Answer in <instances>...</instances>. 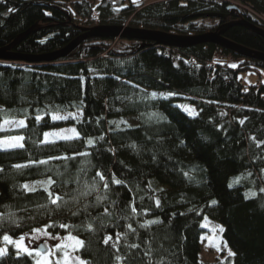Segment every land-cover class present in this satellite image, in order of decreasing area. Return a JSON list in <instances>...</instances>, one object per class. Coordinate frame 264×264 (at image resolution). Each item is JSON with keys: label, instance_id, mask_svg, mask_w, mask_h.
Here are the masks:
<instances>
[{"label": "trees", "instance_id": "trees-1", "mask_svg": "<svg viewBox=\"0 0 264 264\" xmlns=\"http://www.w3.org/2000/svg\"><path fill=\"white\" fill-rule=\"evenodd\" d=\"M231 2L240 12L220 36L264 56V36L237 23L264 30V0H0V50L22 57L0 59V121L25 119L0 131L22 137L0 149V235L71 233L87 264H202L207 217L222 224L234 264H264V84L238 76L263 60L213 42L171 47L88 29L220 31L227 21L204 13H229ZM74 42L54 60L24 59ZM63 126L76 135L43 141ZM0 264L34 258L7 246Z\"/></svg>", "mask_w": 264, "mask_h": 264}, {"label": "rangeland", "instance_id": "rangeland-1", "mask_svg": "<svg viewBox=\"0 0 264 264\" xmlns=\"http://www.w3.org/2000/svg\"><path fill=\"white\" fill-rule=\"evenodd\" d=\"M151 1V0H145ZM257 16V15H256ZM264 21V17L257 16ZM231 65L236 64V60L230 56L227 58ZM239 79L245 87L264 84V67L241 70L238 73ZM1 108V106H0ZM181 108L188 115H196V109L192 105H182ZM81 116L80 111L69 113H54L52 119L66 120L69 118H78ZM127 121L133 122L130 116L124 118ZM23 121V124H21ZM24 118H14L0 121V130H7L24 125ZM75 130L71 126H63L53 128L43 134V141H53L58 139H67L75 136ZM22 145V137L20 135L5 136L0 138V149L19 147ZM38 185V184H35ZM201 225L204 232L200 237L198 258L202 264H217L229 259L225 264H234L233 255L229 256V250L233 252L224 241L220 228L222 224L207 217L201 220ZM4 235H0V250H5L7 246H13L20 252H31L34 258V264H80L85 262L78 255L80 245L76 241L80 239L71 233L52 234L46 231L43 227H37L30 233L17 238L9 237L10 240H5ZM75 238V239H72ZM42 246L43 250H39L38 246ZM24 249H27L25 251ZM79 258V259H77ZM85 264H87L85 262Z\"/></svg>", "mask_w": 264, "mask_h": 264}, {"label": "water", "instance_id": "water-1", "mask_svg": "<svg viewBox=\"0 0 264 264\" xmlns=\"http://www.w3.org/2000/svg\"><path fill=\"white\" fill-rule=\"evenodd\" d=\"M227 9H230L235 12H240V9L236 5H229ZM197 15V14H196ZM205 16H212V17H218L222 20H224L227 17V13H220V12H206L204 13ZM226 22V21H225ZM236 22H229L223 24L220 31H214V32H208L204 34H187L185 35H177L175 33H163L159 31H151V30H144L141 28H128L126 25L122 26H116V25H109V24H97L88 27V29L93 30V36L97 37H111V38H128V39H147V40H153L156 43L164 44L171 47H187L189 45H192L194 43H206V42H213L217 46H220L222 48L229 49L230 51H233L237 54H239L242 57H250V58H260L264 62V56L261 54H257L255 52H252L249 49L242 48L240 46H237L228 40L222 38L220 36V32L230 26L231 24H234ZM237 23H241L254 32H257L264 36V30L259 29L257 27H254L250 24H247L245 22H242V20H239ZM87 29V28H86ZM77 42V41H76ZM76 42L74 44H70L67 47H65L61 52H57L55 54L49 55V56H43V57H28L24 58L28 62L33 61H40V60H54L58 58L60 55L67 54L68 51H70L74 45H76ZM22 57H18L15 55H11L8 53H5L3 50H0V59H20ZM39 250H43V247L40 245L38 246Z\"/></svg>", "mask_w": 264, "mask_h": 264}, {"label": "snow or ice", "instance_id": "snow-or-ice-1", "mask_svg": "<svg viewBox=\"0 0 264 264\" xmlns=\"http://www.w3.org/2000/svg\"><path fill=\"white\" fill-rule=\"evenodd\" d=\"M9 11H12V9H9ZM21 124H23V121H21ZM89 143H91V141H89ZM97 175H100V174L98 173ZM101 179H103V176H101ZM114 182L117 183V184L120 183L119 180H116V181H114ZM24 187H25V188H28L27 185H25ZM105 187H107V185H105ZM50 195H51V193H50ZM53 203H56V200H53ZM213 203H216V202L213 201ZM220 231L222 232L223 229L220 228ZM4 239H5V240H10V238L7 237V236H5ZM72 239H75V238H72ZM109 239H111V237H109ZM105 242L107 243V241H105ZM76 243H77L78 245H82L83 242L77 240ZM24 250L27 251V249H24ZM4 254H5V250H0V255H4ZM29 254L31 255V252H29ZM228 254H229V256L235 255V253L231 252L230 250H229V253H228ZM77 259H79V258H77ZM38 264H39V262H38ZM80 264H85V262L81 261Z\"/></svg>", "mask_w": 264, "mask_h": 264}, {"label": "bare ground", "instance_id": "bare-ground-1", "mask_svg": "<svg viewBox=\"0 0 264 264\" xmlns=\"http://www.w3.org/2000/svg\"><path fill=\"white\" fill-rule=\"evenodd\" d=\"M230 5H236V6H238V7H240L239 6V4L237 3V2H231V4ZM230 12H234V11H232V10H230V9H228ZM228 15H229V13H227ZM259 16V15H258ZM262 17V16H261ZM218 18V17H217ZM227 18V17H226ZM226 18L224 19V20H222L223 22H225V21H227L226 20ZM220 19V18H219ZM218 55V54H217ZM217 55H215V57H219V56H217ZM223 58V57H222ZM226 60H227V58H226ZM8 130V129H7ZM1 131V130H0Z\"/></svg>", "mask_w": 264, "mask_h": 264}, {"label": "flooded vegetation", "instance_id": "flooded-vegetation-1", "mask_svg": "<svg viewBox=\"0 0 264 264\" xmlns=\"http://www.w3.org/2000/svg\"><path fill=\"white\" fill-rule=\"evenodd\" d=\"M228 12H229V16H230V14H232V12H230V11H228ZM229 16H228V17H229ZM228 17L226 18V20H228V19H229Z\"/></svg>", "mask_w": 264, "mask_h": 264}, {"label": "built area", "instance_id": "built-area-1", "mask_svg": "<svg viewBox=\"0 0 264 264\" xmlns=\"http://www.w3.org/2000/svg\"><path fill=\"white\" fill-rule=\"evenodd\" d=\"M225 58H228V57H230L229 55H226V56H224Z\"/></svg>", "mask_w": 264, "mask_h": 264}]
</instances>
